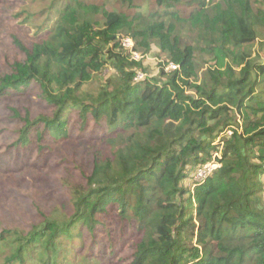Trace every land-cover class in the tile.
<instances>
[{
    "label": "trees",
    "instance_id": "1",
    "mask_svg": "<svg viewBox=\"0 0 264 264\" xmlns=\"http://www.w3.org/2000/svg\"><path fill=\"white\" fill-rule=\"evenodd\" d=\"M155 1L163 14L131 18L69 0L46 40L27 49L15 38L26 60L0 79V96L37 83L53 109L28 114L17 144L29 146L40 126L41 142L67 139L69 115L78 111L83 126L92 119L106 127L112 154L97 146L91 174L72 188L71 216L44 215L29 233L4 229L0 247L14 248L1 264H62L64 239L79 223L96 236L99 216L115 206L141 234L130 264H264V8H255L258 0H189L192 12L181 17L173 9L182 0ZM120 35L144 55L156 45L179 69L162 65L157 77L136 81L144 61L131 59ZM198 53L213 61L201 81ZM108 66L114 72L100 91L88 93ZM221 146L222 166L192 193L184 181Z\"/></svg>",
    "mask_w": 264,
    "mask_h": 264
},
{
    "label": "rangeland",
    "instance_id": "2",
    "mask_svg": "<svg viewBox=\"0 0 264 264\" xmlns=\"http://www.w3.org/2000/svg\"><path fill=\"white\" fill-rule=\"evenodd\" d=\"M68 1L0 0V79L12 74L16 63L26 60V53L16 44L15 38L27 49L46 40L51 27L59 17V12ZM84 1L98 4L108 10L116 9L131 18L137 17L138 14L148 17L157 11L163 14L165 11L155 0H134L133 4L129 1L123 3L120 0ZM188 2L189 0H182L173 11L178 12L181 17H188L193 9ZM254 6L264 8V3L258 0L254 2ZM164 19L171 21L170 16ZM178 29L181 38L190 43L192 35L188 27L181 31L179 25ZM119 38L133 39L128 35H120ZM261 40L260 38L250 47L253 55L259 51ZM134 51L143 56L140 61H144L147 71L139 69L138 73H143L146 78L157 77L162 65L166 73L173 71L168 70L173 62L156 45L146 55L135 48ZM212 62L209 57H203L201 53L197 54L200 81ZM113 72L112 67L108 66L102 74H96L87 84V92L98 93L105 77ZM52 113L53 109L44 101L37 83H32L29 88L22 91L11 90L0 96V234L4 229H18L29 233L35 226L42 224L44 215L59 220L71 216L72 188L85 184L84 176L91 174L97 146L99 148L102 146L107 156L112 154L110 147L104 141L108 136L106 127L97 125L92 119L83 126L78 111H72L69 115L67 139L57 141L45 135L42 136L41 142L39 136L44 129L40 126L32 131L29 146L17 144L19 132L24 127L28 114L31 119H35L42 114L52 115ZM221 141H223L222 136L215 144L218 145ZM222 151L223 146L218 152L213 151V162L220 163ZM195 171L183 183L192 193L196 187ZM111 211L109 215L99 216L104 224L98 225L96 236H93L82 223L75 227L73 237L64 239L65 258L62 264L131 263L135 244L140 241L141 234L136 228L134 230V223L127 222L125 225L120 221L116 206ZM196 242L197 239L194 240L195 244ZM112 245L115 247V252L111 250ZM13 248L12 245L0 247V264L4 262L6 254L12 253ZM35 262L36 260H28L26 264H36Z\"/></svg>",
    "mask_w": 264,
    "mask_h": 264
},
{
    "label": "built area",
    "instance_id": "3",
    "mask_svg": "<svg viewBox=\"0 0 264 264\" xmlns=\"http://www.w3.org/2000/svg\"><path fill=\"white\" fill-rule=\"evenodd\" d=\"M122 42V46L125 50H127V52L131 53V58L135 61H140L143 56L137 52L134 51L135 48V44H134V40L131 38H124L123 40H121ZM179 69V66L171 63L168 70H177ZM144 79H146L145 75L143 73H137L136 76V81H143ZM228 134L231 135L232 131H228ZM222 165L218 162H207L205 164H203L202 166L198 167L197 170L195 171L194 174V181H195V185H200L202 183H204L216 170H218Z\"/></svg>",
    "mask_w": 264,
    "mask_h": 264
}]
</instances>
